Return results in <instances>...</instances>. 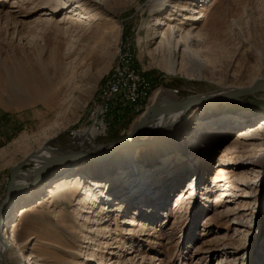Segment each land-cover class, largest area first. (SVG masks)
<instances>
[{"label": "rangeland", "instance_id": "rangeland-1", "mask_svg": "<svg viewBox=\"0 0 264 264\" xmlns=\"http://www.w3.org/2000/svg\"><path fill=\"white\" fill-rule=\"evenodd\" d=\"M195 3L0 0V201L14 166L29 159L22 169L35 168L43 146L58 158L71 139L82 148L103 86L114 74L126 80L119 48L132 52L145 81L142 107L114 122V102L94 146L129 134L159 94L179 102L264 80V0ZM172 28L176 41L191 33L206 58L176 41L166 48ZM24 76L44 88L43 102L29 99ZM236 95L202 115L196 103L151 142L103 159L104 171L106 162L76 161L27 191L5 219L8 264H264V91ZM126 104L133 110L138 96ZM221 168L229 175L219 181ZM214 178L223 184L216 190Z\"/></svg>", "mask_w": 264, "mask_h": 264}, {"label": "bare ground", "instance_id": "bare-ground-1", "mask_svg": "<svg viewBox=\"0 0 264 264\" xmlns=\"http://www.w3.org/2000/svg\"><path fill=\"white\" fill-rule=\"evenodd\" d=\"M176 1H178V0H176ZM199 0H197V2H198ZM187 2H188V4H194V5H196V0L195 1H193V0H187ZM192 2V3H191ZM172 5H173V8H176V6L177 5H174V3H172ZM190 11H192V9H190L189 8V10H187V12H189V13H191ZM92 14L91 13H88L87 14V16H91ZM82 19H84L85 20V18H83L82 17ZM78 21H82V20H78ZM161 23H162V21L160 20V19H158V20H156V23L154 24V28L156 27V28H159L160 27V25H161ZM175 29L174 28H172L171 30H170V32L169 33H166V34H163L164 35V40H165V43H166V48H169V50H170V48H171V46L173 45V42H175L176 41V36H175ZM178 33V32H177ZM187 37H185V38H183L182 36H181V38H180V40H177L176 41V46L177 47H180V48H182L183 46H184V53L185 54H187V55H190V54H192V56H197V54H199L200 56H202L203 58H206V56H204L203 55V53H202V50H201V47H200V45L201 44H199V43H197V44H195V41L194 42H192L193 40H191V38H192V34L191 33H189V32H187V35H186ZM182 41H183V43H182ZM165 45V44H164ZM165 48V49H166ZM201 50V51H200ZM162 51H163V49H162ZM189 52V53H188ZM200 52L202 53V54H200ZM135 64V63H134ZM169 68H170V71H172V69H173V64H171L170 66H169ZM119 71H120V69H118ZM119 80V78H116L115 77V74H114V76L113 77H111V79L108 81V84H111V83H115L116 82V80ZM37 79L36 78H33V77H31V76H24V78H23V89L26 91V93H27V95H29V99H33V101H40V102H43V100H44V97H47V95L45 94V91H44V88L42 89V88H40V85H37ZM40 81V80H39ZM140 81H141V73H140ZM125 83V82H124ZM144 83H145V81H144ZM256 83H259V84H263L264 83V80H260V81H256L253 85H255ZM124 86H126V85H124ZM251 87H253V86H251ZM251 87H246V88H251ZM245 88V89H246ZM243 88H237V87H235V88H230L229 90H227V92L226 93H223V94H221V93H219V94H217V95H212V96H200V97H198L196 100H195V103L193 104V105H195L196 103H200V105H199V107L200 108H202V112H201V115H202V113H204L205 112V108H209V107H214V105H219V103L220 102H226V103H233V101L232 100H234V98H237V97H235V95H236V92H238V94L240 95V93L239 92H241V90H242ZM244 90V89H243ZM253 92H255V91H253ZM61 93V90H59V92H56V95L55 94H53V98L54 99H56L58 96H59V94ZM164 93H166V92H164ZM251 93L252 92H250V94H247V95H251ZM58 95V96H57ZM225 95H227L228 97L229 96H232V97H229L228 99H226V98H224L223 96H225ZM239 95H236V96H239ZM132 96H137V95H132ZM242 97H243V95H241ZM219 97H222V100H220L219 102H218V98ZM129 98V97H128ZM127 98V99H128ZM140 99H141V91H140ZM158 99V100H157ZM176 99V98H175ZM220 99V98H219ZM156 100H157V105L160 107V108H162V109H160V113H158V115L157 116H155L152 120H149V122L147 123V124H145L143 127H142V129H141V131H138L137 132V134H135L134 135V138L132 139V141H133V144H131V145H126L127 147H129V146H131V147H133V146H136V145H138L141 141H143V140H146L145 142H151L152 141V138L154 137H157V133L158 132H160V131H162L163 130V128H161L160 129V126H164V125H166V124H168V125H172V124H174V123H177V121L178 120H180L181 119V117L183 118V116H184V114L188 111V109H190V108H185V107H179V108H176L175 106H174V104L175 103H177V102H173L172 101V99H169V98H166V97H164L163 96V94H159L158 96H157V98H156ZM239 100H241V98L239 99ZM54 104H53V101L50 99V98H48V100L45 102V106H47V107H50L49 108V110H53V109H55V107L53 106ZM126 106H127V104H126ZM214 108H218V106H216V107H214ZM217 112V111H216ZM213 120V119H212ZM93 123V124H92ZM87 128H90L89 130H87L84 134H83V136H78V138H79V140H78V138H77V140L79 141V143L81 144V147L83 148V149H85V147H83V145L84 144H87V143H91V141L93 140V139H95V135L97 134V132H99L100 134L99 135H105L106 134V129L102 126H100L99 124H97L96 123V120L93 118V122H92ZM97 127V128H96ZM160 130V131H159ZM97 131V132H96ZM141 132V133H140ZM138 133H140V134H138ZM155 134V135H154ZM75 135H78V134H75ZM75 141H76V139H74ZM82 140V141H81ZM137 140H141V141H138L137 142ZM154 145V143L152 144L151 143V146H153ZM126 146L124 147V148H126ZM41 147V146H40ZM45 146H43V149L42 148H40L39 150H40V152L42 153V155H40L42 158H41V160L40 161H37L38 163L37 164H39V165H37L36 164V167L34 168L33 167V169L32 170H30V171H28V170H26V171H24L22 168H20V169H18V173L19 174H24V175H26V174H32V173H35V172H37L38 170H41L43 167H48V166H51V168H54L55 167V165L54 164H58V161H60V160H62L63 159V157H64V153H62V155L63 156H60V158H58L57 156H54V155H52L51 153V151H52V148H49V147H45ZM104 149H106V148H104ZM125 150V149H124ZM95 151H97V153L95 152V154H96V156H98V155H102L103 154V151L104 150H102V149H96ZM39 152V151H38ZM117 152H123V149L121 148V149H119V151H117ZM117 152H115V153H117ZM34 157V156H33ZM30 158V157H29ZM58 159V160H57ZM29 159H27L26 161H28ZM54 160H56V163H53L54 162ZM25 161V162H26ZM30 161V160H29ZM28 161V162H29ZM107 161H108V159H107ZM107 161L105 160V161H103V162H99V163H104V162H106L107 163ZM98 163V162H97ZM21 164H18V165H16V166H14V168H17L18 166H20ZM65 165H67V164H65ZM107 165H110V163H107L106 165H104L102 168L103 169H101L102 171H104L105 170V168H106V166ZM13 168V169H14ZM67 168H68V166L66 167L65 166V170H67ZM100 170V171H101ZM220 173L222 172V173H225L224 175H220V176H218L216 179L217 180H219V181H222V178H226V177H228V171L227 170H225V169H222L221 168V170L219 171ZM221 173V174H222ZM10 174H11V172H10ZM99 178V177H98ZM93 178H91V182L92 181H96L97 182V180H92ZM99 179H101V180H103L104 178H99ZM215 178L213 179V183H211L212 185L214 184V180H216ZM104 180H106V179H104ZM223 181H225V180H223ZM98 182H100V181H98ZM109 182L110 181H108V183H106L105 185H103V182L101 181L100 183L101 184H95V187L97 188H105V187H107L108 185H109ZM193 182V181H192ZM217 183V182H216ZM119 184H122V183H120L119 182ZM219 184H221V183H218V187H219ZM110 185H111V182H110ZM210 186L213 190H216V186ZM221 185H223V184H221ZM34 188V187H33ZM33 188H29L27 191H30L31 189H33ZM36 188V187H35ZM190 188L191 187H189V189L187 190V192L188 191H190ZM211 189V190H212ZM218 189H222L221 188V186H220V188H218ZM227 189V188H226ZM192 191H193V189H192ZM229 191V190H228ZM187 192L185 193V195L183 196V194H179V197L180 198H183V200L186 198V197H188V196H186L187 195ZM99 193H100V196H102L103 194H102V192H100L99 191ZM182 193V192H181ZM26 194V193H25ZM205 194V193H204ZM203 194V195H204ZM99 196V197H100ZM224 196H230L229 194H224ZM88 197V196H87ZM97 197H98V195H97ZM96 197V195L94 196V198H95V200L96 199H98L99 200V198H97ZM89 198V197H88ZM97 200V201H98ZM181 202L179 201V203H178V205L180 204ZM165 208H167V206H164V209ZM24 209V208H23ZM23 212H21V214H22ZM20 214V216L22 217V215ZM0 229H1V227H0ZM13 230H16L15 229V227L13 228ZM14 233V232H13ZM5 235H6V233L4 232V229L2 230L1 229V236H2V239H0V264H2V256H3V254L4 255H6L7 254V252H8V250L10 249V247H8V246H5V242H7V240H6V238H5ZM10 237H8V239H9ZM8 243V242H7ZM28 262H30V261H32V258H30V259H28L27 260ZM30 264V263H29ZM32 264H39L38 262L36 263V262H34V263H32Z\"/></svg>", "mask_w": 264, "mask_h": 264}, {"label": "water", "instance_id": "water-1", "mask_svg": "<svg viewBox=\"0 0 264 264\" xmlns=\"http://www.w3.org/2000/svg\"><path fill=\"white\" fill-rule=\"evenodd\" d=\"M256 90L264 91V83L263 84L256 83L253 87L246 88L244 90L242 89L241 92L239 93H240V96L245 95V94L247 95V94H250V92H253ZM229 97H232V96H229ZM229 97L226 96V98H229ZM197 98L198 97H195V99L194 97L193 98L189 97L186 100L175 103L174 106L176 108H179V107L190 108L193 106ZM157 100H155L151 105H149L148 108L144 111L143 117L139 121L133 124V126L130 129L131 130L130 133L118 139V141L116 142H112L109 144H103L102 146L101 145L94 146V145H91L90 143H87L83 145L85 149L81 148L80 150L76 151V150H73V148L75 145L79 146V144L76 143L75 140L71 139L70 141H68V144H70L69 146L63 149H57L59 153H64L65 155L62 160L58 161V164L54 169L52 168L48 170L46 167H43L41 170H38L35 173L29 174V175L28 174L20 175L17 171L18 169L25 166V163H26L25 161H23L21 165L18 166L17 168H14L11 171L10 182L6 187L4 198L0 201V227L1 229L3 230L6 228L5 219H6V216L9 210L12 208L14 203L20 197L24 196L25 193H27V190L29 188H33V187L35 188L38 185H40L44 180H49L51 178L56 177L60 173H63L65 171L67 172L70 169L69 167L73 166L74 162L76 161H81V160L88 161L89 160L92 162H97V161H103V159H110V157H112V155L115 154V152L119 151V149L124 148L126 145L133 144L132 139L134 138V135L137 134L138 131H141L142 127L145 124H147L149 120H152L155 116L158 115V113L161 112L160 109L162 108H160L157 105ZM167 126H171V125L166 124L164 126H160V129L161 128L164 129V127H167ZM96 149L104 150L103 154L96 156L95 154V152L97 153V151H95ZM65 164H67L66 166H68V168L67 170L64 171ZM1 229H0V239H2ZM5 246H8L7 242H5ZM2 258H3L2 264H8V258H6V255L3 254Z\"/></svg>", "mask_w": 264, "mask_h": 264}, {"label": "built area", "instance_id": "built-area-1", "mask_svg": "<svg viewBox=\"0 0 264 264\" xmlns=\"http://www.w3.org/2000/svg\"><path fill=\"white\" fill-rule=\"evenodd\" d=\"M119 51L121 53V58L116 68L126 72V80L117 79L115 83L105 84L101 93L98 95L97 102L93 104L88 115L91 123L94 118L96 123L101 127L103 126L106 130L109 126V123H107L108 113L112 109L114 102L118 104V102L122 101L121 103L126 106L127 98L132 95H137L139 104L133 107V110L139 112L140 107H142L140 91L141 88L145 86V83L144 81H140V72L134 68L132 52H130L129 49L122 51L120 48Z\"/></svg>", "mask_w": 264, "mask_h": 264}, {"label": "trees", "instance_id": "trees-1", "mask_svg": "<svg viewBox=\"0 0 264 264\" xmlns=\"http://www.w3.org/2000/svg\"><path fill=\"white\" fill-rule=\"evenodd\" d=\"M248 99L255 100L254 97H248ZM113 114L114 116H112V120L114 119V122L128 120V119H131V117H133L132 111L129 108H127L125 105L119 102L116 105V111H114Z\"/></svg>", "mask_w": 264, "mask_h": 264}, {"label": "flooded vegetation", "instance_id": "flooded-vegetation-1", "mask_svg": "<svg viewBox=\"0 0 264 264\" xmlns=\"http://www.w3.org/2000/svg\"><path fill=\"white\" fill-rule=\"evenodd\" d=\"M132 111V110H131ZM135 112L134 110L132 111V113ZM109 122V120L107 121V123ZM109 127V126H108ZM107 131V130H106ZM108 132V131H107Z\"/></svg>", "mask_w": 264, "mask_h": 264}]
</instances>
